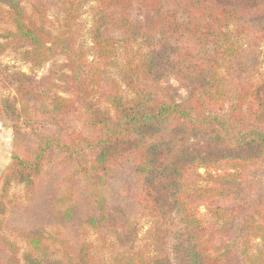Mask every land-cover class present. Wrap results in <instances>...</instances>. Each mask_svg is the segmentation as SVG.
Listing matches in <instances>:
<instances>
[{
    "label": "trees",
    "instance_id": "16d2710c",
    "mask_svg": "<svg viewBox=\"0 0 264 264\" xmlns=\"http://www.w3.org/2000/svg\"><path fill=\"white\" fill-rule=\"evenodd\" d=\"M263 43L264 0H0V57L52 66L0 98V217L13 185L30 201L69 168L47 222L0 226V264H264Z\"/></svg>",
    "mask_w": 264,
    "mask_h": 264
},
{
    "label": "rangeland",
    "instance_id": "374dc122",
    "mask_svg": "<svg viewBox=\"0 0 264 264\" xmlns=\"http://www.w3.org/2000/svg\"><path fill=\"white\" fill-rule=\"evenodd\" d=\"M83 26V37L81 39L84 48L89 49L91 44L87 36V30L90 27V16L88 13H84L82 19ZM166 48V46H164ZM159 49V47H158ZM167 49V48H166ZM258 59L260 62V74H264V43L259 48ZM163 53V51H162ZM168 54L167 52L165 53ZM165 55V56H166ZM52 69L51 64H45L38 69H31L29 65L24 64L17 55L14 53L4 54L0 57V98L9 97L15 98V81L13 75L17 73H24L33 78L40 80L48 76L50 70ZM117 81L119 78L115 73H112ZM160 89L169 90V94L173 95L177 100L185 98L189 90V86L183 80L177 79L172 72L165 71V73L159 79ZM122 89H125L121 84ZM45 88V86H43ZM164 91V90H163ZM162 91V92H163ZM167 92V91H164ZM13 123L10 120L0 121V177L3 174L5 168L10 162L12 151H13ZM191 140H194L193 138ZM69 168L64 165H55L49 167L44 175V182L38 189L37 193L30 201H27L23 195V189L20 185H13L10 189V198L13 202V206L8 209L7 213L0 217L1 227H6V230H13L9 228H25L26 224H33L37 222H47L48 221V204L51 200L50 194L55 190H61L65 187V182L63 181L64 176L67 174ZM201 173L203 171H200ZM81 192L79 193V195ZM137 226L139 229V239L142 240L145 233L149 227V220L139 216L137 218ZM17 242L18 239H16ZM95 238L90 235L87 238L89 243L96 246L94 242ZM24 246L22 242L19 243ZM143 242L140 241L139 245ZM256 245L259 241L255 242ZM254 252V249L252 253ZM110 253L99 252L96 257L98 264H109L110 263Z\"/></svg>",
    "mask_w": 264,
    "mask_h": 264
}]
</instances>
